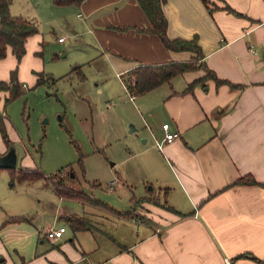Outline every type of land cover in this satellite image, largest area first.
<instances>
[{
    "label": "crops",
    "instance_id": "crops-1",
    "mask_svg": "<svg viewBox=\"0 0 264 264\" xmlns=\"http://www.w3.org/2000/svg\"><path fill=\"white\" fill-rule=\"evenodd\" d=\"M50 3L55 19L51 30L62 23L65 32L56 41L85 36L94 47L82 59L73 54L64 73L83 76L80 66L102 61L110 77L100 75V90L109 92V81L116 82L118 97L131 107V131L140 126L127 144L130 164L116 172L114 185L131 188L127 209L133 211L119 215L111 207L127 209L64 198L43 179L10 185L9 168H0V264H262L264 0H165L167 35H196L202 61L222 81L209 77L186 89L205 73L190 69L137 96L122 82L128 69L138 63L187 60L193 54L168 49L158 35L137 30L149 22L136 0ZM9 10L22 14L11 11V3ZM43 43L38 31L29 35L19 60L8 47L0 58V80L7 81L14 69L22 85L25 79L35 84L36 73H53L44 71ZM75 66L79 68L71 71ZM7 95L0 90V108ZM163 123L178 135L162 141L159 149ZM0 138L1 155L8 146L1 132ZM241 177L254 183L238 182ZM149 183L155 193L142 190L136 196L137 184L146 189ZM152 196L161 201H148ZM142 197L144 209H135L132 201ZM72 214L95 228L74 230L66 220ZM60 225L66 229L58 239L46 238V230ZM117 226L131 229V241L117 237ZM97 231L106 235L103 246Z\"/></svg>",
    "mask_w": 264,
    "mask_h": 264
},
{
    "label": "rangeland",
    "instance_id": "rangeland-1",
    "mask_svg": "<svg viewBox=\"0 0 264 264\" xmlns=\"http://www.w3.org/2000/svg\"><path fill=\"white\" fill-rule=\"evenodd\" d=\"M50 2L10 0L11 11H19L23 17L36 23L44 40V71H53L44 73L42 79L44 77L45 80L40 84H29L25 79L21 94L4 101L0 108L6 133L17 155V164L38 165L45 174L65 167L69 173L65 176L67 185L82 189L118 209H127L131 188L128 184H124L123 189L118 186L110 188L108 183L112 179L117 180L116 172H122L129 166L127 144L139 134L140 126L131 131V125L135 124L128 120L131 107L118 97L120 91L116 82L109 81V92L104 87L103 91L100 90V75L110 77V70L102 61H90L80 66L83 80L80 73H64L73 54L76 59H82V54L93 52L94 47L89 45L91 42L85 36L67 38L63 44L56 41V36L65 35V32L60 29L62 23H56L55 30H51L55 19H51L48 9ZM68 42L70 46L66 48ZM98 69L103 73L100 74ZM136 123L138 125L139 121ZM134 159L138 162L139 156ZM143 186L137 184L136 196L142 190L152 194L156 191L150 183L146 189ZM142 200L132 201L135 209H144V206L140 207ZM148 201L159 203L161 199L152 196ZM116 229L117 237L131 241L132 231L128 226H117ZM94 234L103 246L107 240L104 232Z\"/></svg>",
    "mask_w": 264,
    "mask_h": 264
},
{
    "label": "trees",
    "instance_id": "trees-1",
    "mask_svg": "<svg viewBox=\"0 0 264 264\" xmlns=\"http://www.w3.org/2000/svg\"><path fill=\"white\" fill-rule=\"evenodd\" d=\"M78 1L80 0H52V2L56 5H67ZM136 1L143 10L149 22V25L145 28L135 27L137 30L154 33L160 37L163 45L166 48L175 51H189L193 54V56L187 60H169L159 63H138L131 67L121 75L122 82L130 95L137 96L143 94L159 86L160 84L169 82L173 76L190 69L202 68L205 69V73L199 79L189 83L186 89H190V87H192L196 82L203 81L209 77L216 79L218 82L222 81V79L217 78L216 74L207 67L205 62L202 61L203 54L201 47L198 44L196 35H194L192 38L169 37L167 35V19L164 15L162 7L165 0ZM9 4L10 0H0V58L6 55L7 49L10 47L17 60H19L25 51L24 44L26 38L29 35L36 33L38 29L36 23L33 20L21 15L11 14L9 10ZM78 68L79 66H75L71 71ZM36 74V83H42L43 80H45L44 77L42 79V73ZM79 77L82 79L84 75L82 76L80 74ZM21 87L22 84L17 80L15 69L11 71L10 77L7 81L0 80V90L6 91L8 93V95L4 98L5 102L20 95L22 92ZM0 132L4 142L9 147L12 142L6 133L1 114ZM37 152H40V149H38ZM9 171L10 185H12L15 181L43 179L46 184L50 185L60 196L84 202L87 201L93 204L102 205L106 208H110L106 202L91 196L84 190L73 189L71 186L67 185L65 176L67 174L69 175V173H67L65 167L57 169L56 171L49 174H45L38 165L16 166L14 169L9 168ZM238 182L254 183V180H246L244 177H241ZM140 199H143V197L137 200ZM111 209L119 215H128L133 211V207L127 210H115L112 207ZM16 218L20 217H15V219ZM66 220L74 230H93L94 227L93 224L87 220H83L74 214L68 216ZM259 261L264 264V260Z\"/></svg>",
    "mask_w": 264,
    "mask_h": 264
},
{
    "label": "built area",
    "instance_id": "built-area-1",
    "mask_svg": "<svg viewBox=\"0 0 264 264\" xmlns=\"http://www.w3.org/2000/svg\"><path fill=\"white\" fill-rule=\"evenodd\" d=\"M57 39H58V41H62L64 39V37L59 36ZM162 128H164V130H165L163 139L161 141L156 140V146L159 149L162 148V141L170 142L178 135L177 132H172V131L168 130V123H163ZM116 181L117 180H115V179L110 180L108 183L109 187L112 188L114 186V184L116 183ZM65 229L66 228L64 225H60V226L55 227V228H50V229L46 230V232H45L46 238H48L49 240H56L63 234ZM226 264H231L230 260H226Z\"/></svg>",
    "mask_w": 264,
    "mask_h": 264
},
{
    "label": "water",
    "instance_id": "water-1",
    "mask_svg": "<svg viewBox=\"0 0 264 264\" xmlns=\"http://www.w3.org/2000/svg\"><path fill=\"white\" fill-rule=\"evenodd\" d=\"M17 155L12 144L8 147L7 151L0 155V168H16ZM73 176V173H70Z\"/></svg>",
    "mask_w": 264,
    "mask_h": 264
}]
</instances>
